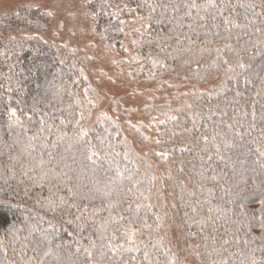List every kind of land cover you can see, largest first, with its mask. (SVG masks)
Masks as SVG:
<instances>
[{
  "label": "trees",
  "instance_id": "1",
  "mask_svg": "<svg viewBox=\"0 0 264 264\" xmlns=\"http://www.w3.org/2000/svg\"><path fill=\"white\" fill-rule=\"evenodd\" d=\"M157 2L159 0H94L91 3L94 36L106 53L117 54L116 67L125 71L127 80L155 87L156 93L148 96L141 110L151 118L149 124L145 125L123 120L121 116L125 112L114 97L107 99V109L101 108L100 91L89 77L88 59L78 50L73 51L72 47L44 37L52 21L51 17L45 15L47 10L35 4H23L14 11L0 14V152H3L0 167L10 162L4 143L11 145L14 141L18 143L11 155L19 156L23 152L26 156L34 146L32 155L38 156L43 152L44 160H51V166L61 155H68L65 149L75 143L79 129L83 128L88 136L76 148L83 149L88 144L98 155L93 157V164L84 159L82 151H77L68 163L74 169H79L81 163L87 167L83 173L77 171L71 174L83 175L84 182L91 186L90 178L95 171L96 175L110 179L121 190L132 188V192L127 194L128 199H136L145 206L153 205L151 212H148L150 222L153 213H168L164 228L158 234L165 236L167 233L165 243L170 239L176 243V237H181L182 244L183 238L193 233L194 242L212 244L214 236L217 247L223 240L229 241L224 247L228 249L227 254L232 256L230 264H239L240 250H248L244 241H252L253 236H260L258 228L249 232L246 225L254 210L257 220L261 218L260 199H264L260 190L264 181V157L259 155V151H264V85L258 80L245 83L243 75L229 80L222 67L215 68L206 63L216 55V47L225 44L223 37L229 35L223 30L219 18L215 23L220 24V37L211 35L216 31L211 28V18L208 25L210 31L195 24V31L187 28L186 25L192 22L188 18L182 21V27L162 26L156 23L160 9L151 12L146 6ZM199 2L203 3V0ZM232 2L235 4L237 0ZM254 2L259 5L261 0ZM261 11L260 7L255 9L257 13ZM246 14L255 21L252 39L264 38L260 33H255V27L264 28V17L254 16L252 9L237 8L231 18L246 23ZM167 15L173 14L168 12ZM179 15H183V10ZM173 27L174 32L170 31ZM237 31L232 30L233 39L228 43L235 44ZM167 36L172 38L165 39ZM185 37H190L191 41ZM245 39H241L240 43L243 44ZM162 47L166 50L161 51ZM206 47L213 50L212 57L207 52L200 53V49ZM197 60L200 61L199 66ZM238 91L242 93L241 96H236ZM188 104L193 107L189 109ZM209 107L217 113L213 117L215 123L205 119L209 115ZM11 109L16 110L15 117L10 116ZM177 109L182 111L178 113ZM221 111L227 115H220ZM197 112L201 115L195 116ZM244 112L248 115L238 114ZM43 113L50 115L43 117L46 123L44 130L40 131L39 121ZM173 115H179L180 120L168 118ZM192 119L196 120V129L192 133L184 132L185 127H192ZM62 120L64 123H61ZM228 123L233 124L232 129L227 128ZM61 130L67 133L62 140ZM216 132L221 136L212 141L211 136ZM200 133L210 136L207 144L195 139ZM34 134L36 139L30 141L28 137ZM222 138L244 147L226 150L221 146L218 154L214 145L219 144ZM158 152L168 153L167 161L157 156ZM48 153H52V157ZM221 155L224 159H220ZM25 156L20 157L22 161ZM209 156L211 159H208ZM238 158L245 161L244 168L238 165ZM181 167L183 172L180 171ZM241 172L242 177L239 175ZM17 173V180L23 178L30 183L20 175L19 166ZM240 188L248 193L243 208L236 202ZM190 189L196 191V197L189 196ZM44 195H47V189ZM145 196L149 199L145 200ZM4 198L3 192H0V200ZM194 199L201 202L202 215L213 218L220 216L214 224H206L203 232L199 224L191 220L184 224L182 221V218L187 219L184 218L186 211L192 215L187 202ZM29 206L34 213L39 212L44 217L39 224L41 228L51 230L49 221L55 224V243H63L73 249L89 246L90 228L79 236L76 234V225L80 223L75 219L80 215L76 209L52 213L31 202ZM102 206V199L93 198L92 205L84 215L99 221L106 215L99 211ZM93 207L97 209L95 214ZM209 207L212 208L211 213L207 212ZM141 211L147 212V207ZM243 212L248 215H242ZM25 214L22 209L17 212L19 219L13 223L18 228L25 227L21 222ZM8 217L11 219V212ZM32 222L35 223V219ZM11 227L12 224L0 226V242L8 246L10 256L13 236L8 230ZM24 235L27 232L19 233L21 237ZM31 239L38 240L39 234H34ZM92 239L95 240L96 236H92ZM260 242L257 239L249 248L258 246ZM15 246L19 249L20 244ZM32 254L29 251V255ZM134 255L140 256L139 253Z\"/></svg>",
  "mask_w": 264,
  "mask_h": 264
},
{
  "label": "snow or ice",
  "instance_id": "2",
  "mask_svg": "<svg viewBox=\"0 0 264 264\" xmlns=\"http://www.w3.org/2000/svg\"><path fill=\"white\" fill-rule=\"evenodd\" d=\"M85 3H87V0H85ZM146 6L149 7L151 12L160 9V17L156 20V23L162 26L182 27V21L188 18L192 22L186 25L187 28L195 31V24L196 27L210 31L208 25L209 18H211V28L216 29L215 32H211V35L215 37L221 36L220 24L215 23L219 18L223 24V30L229 35L223 37L225 40L223 47H216L214 57H212V49L207 47L200 49L201 54L207 52L208 56L212 57L206 63H209L211 67H222L224 75L229 80L243 75L245 83H253L254 80H258L261 85H264V38L252 39L254 35L252 29L255 21L249 19L247 14L244 16L246 23H240L231 18L236 13L237 8L252 9L254 16L264 17V0H261L259 5L254 0L252 2L237 0L235 4L232 0H203V3L199 0H159L157 3ZM257 7H260L262 11L255 12ZM182 10L183 15H179ZM168 12L173 15H167ZM193 13H195V16ZM201 13L204 14L201 15ZM225 13H228V15H225ZM15 14L19 15V12ZM45 15L52 17L54 13L47 11ZM69 15H72V13H69ZM58 26L60 28L64 27L63 23H58ZM233 29L238 30L235 44L228 43L233 39L231 35ZM170 31L174 32V27ZM255 33H260L261 37H264V28L255 27ZM197 34L199 35V33ZM171 38V36L165 37V39ZM185 38L191 41L190 37ZM243 38L247 39L241 44L240 40ZM179 42V35L177 34V43L179 44ZM213 42L209 41L208 43ZM165 50V48H161V51ZM153 63L155 64L157 61H153ZM185 63L188 62L185 61ZM196 63L199 66L200 61L197 60ZM183 95H188V93H183ZM241 95L242 93L239 91L236 92V96ZM209 96H211V93H209ZM187 107L191 109L193 105L188 104ZM181 111L182 109H177L178 113ZM208 112L209 115L205 119L215 123L213 117L217 113L211 107H209ZM238 114L248 115L247 112ZM48 115L50 114H42L39 121L40 131L44 130L46 123L43 117ZM165 115L167 114L165 113ZM194 115L199 116L201 114L197 112ZM220 115H227V113L221 111ZM252 115L255 117V112ZM10 116H16L15 109L10 110ZM168 118L173 121L180 120L179 115ZM232 119H235V117H232ZM61 123H64V121L62 120ZM77 125H79V121H77ZM226 126L228 129L233 128L231 123ZM194 129H196V120L192 119V127H185L183 131L192 133ZM49 130H51V126H49ZM66 135L67 133L61 130L60 139L62 140ZM87 136L88 132L80 128L75 143L69 144L65 149L68 155H61L60 159L51 166H49L51 160L48 162L44 160L43 152L39 153L38 156L32 155L34 146L29 149L26 156L23 152L19 156H15L11 155V152L18 141H14L11 145L4 143L3 147L8 149L10 162L0 167V192H3L5 196L3 200H0V226L12 224L8 233L13 236V243L11 247L12 255L10 256L8 246L0 242V264H230L232 256L227 254L228 249L224 247L229 243L228 240H223L217 247L214 236L212 237L214 241L212 244L207 242L196 243L192 240L194 234L189 233L188 237L183 238L182 244L180 243L181 237H176V243H173L171 239L165 243L164 239L167 233H165V236H159L158 234L164 228V220L168 216L167 212L163 215L153 213L150 222L148 212H151L153 205L148 204L145 206L136 199H128L127 194L132 192V188L121 190L110 179H104L96 175L95 171L90 178L91 186H89V183L84 182L83 175L71 174L77 171L83 173L87 167L81 163L79 169H74L68 163V160L74 157L77 151H82L84 159L95 164L93 157L97 156L98 152L92 150L93 146L85 144L83 149L76 148V145ZM218 136H221V133H214L211 140L215 141ZM28 139L30 141L34 140L36 135L28 137ZM195 139L197 141L202 140L207 144L210 136L200 133ZM156 143H159V141H156ZM214 146L218 154L221 152V146L226 150L244 147L233 140L223 138L219 144ZM0 155H3V152H0ZM156 155L165 161L168 159V153L166 152H158ZM240 155L242 156L243 153ZM259 155L264 157V151H259ZM21 156H25L23 161L20 158ZM48 156L52 157V153H48ZM208 159H211V156ZM220 159H224V156L221 155ZM237 163L241 168H244V160L238 158ZM17 166H19L20 175L26 177L30 183H27L23 178L17 180ZM180 171L183 172L184 169L181 167ZM239 175L242 177L243 173L241 172ZM168 178H171L170 173ZM244 183L247 184V181H244ZM45 189H47V195H44ZM260 190L264 194V181L261 182ZM236 195V202L243 208V202L248 198V193L244 188H240ZM189 196L196 197V191L190 189ZM93 198L102 199L103 206L99 211L106 213L99 221L93 220L91 216L84 215L88 212L89 206L92 205ZM144 199L147 200L149 197L145 196ZM30 202L32 205H39L46 212L52 213H56L58 210L76 209L80 213L75 217L77 221H80L76 225V234L79 236L81 232L90 228L89 246H77L73 249L69 245L55 243L57 233L55 224L49 221L51 230L41 228L39 224L44 217L40 216L39 212H33V208L29 206ZM200 203L199 200L195 199L187 202V207L192 215H189V212L186 211L184 218L187 219L182 218V221L184 224H187L188 220L199 224L201 226L200 231L203 232L206 224L209 222L214 224L215 220L220 219V216L217 215L213 218L209 215H202L203 209L200 207ZM144 207H147L148 211L142 213L141 210ZM21 209L26 213L21 221L25 224L22 229L13 223V221L19 219L17 212ZM9 212L12 213L11 219L8 217ZM96 212L97 209L93 207V214ZM207 212L211 213L212 208L209 207ZM259 213L261 218L257 220L256 211L252 212L251 219L246 227L249 232L258 228L260 236H253L252 241H244L245 248H248V250H240L238 255L239 264H264V199H260ZM242 215L246 216L248 213L243 212ZM34 219L35 223L32 222ZM22 231L27 232V235L19 236ZM34 234H39L38 240L31 239ZM92 236H96V239H92ZM80 238L83 239L84 237ZM204 239L207 241L208 238L205 237ZM257 239L261 241L260 244L254 248H249V245ZM17 243L20 244L19 249L15 246ZM174 249L176 250L174 251ZM29 251L33 254L29 255ZM134 253H139L140 256L138 257Z\"/></svg>",
  "mask_w": 264,
  "mask_h": 264
},
{
  "label": "rangeland",
  "instance_id": "3",
  "mask_svg": "<svg viewBox=\"0 0 264 264\" xmlns=\"http://www.w3.org/2000/svg\"><path fill=\"white\" fill-rule=\"evenodd\" d=\"M93 1L87 0L85 3V0H0V14L14 11L23 4H35L52 11L54 15L43 34L44 37L72 47L88 59L89 77L100 91L101 108L107 109V99L114 97L125 112V115L121 116L123 120L136 125L149 124L151 118L145 116L141 110L147 103L148 96L156 93L155 87L136 80H127L125 71L116 67L117 54L104 51L103 45L93 32ZM58 23H63L64 27L60 28Z\"/></svg>",
  "mask_w": 264,
  "mask_h": 264
}]
</instances>
